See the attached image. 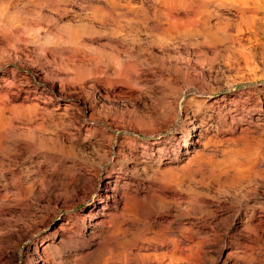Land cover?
<instances>
[{"label":"rangeland","instance_id":"374dc122","mask_svg":"<svg viewBox=\"0 0 264 264\" xmlns=\"http://www.w3.org/2000/svg\"><path fill=\"white\" fill-rule=\"evenodd\" d=\"M208 1L0 0V264H264V2Z\"/></svg>","mask_w":264,"mask_h":264},{"label":"bare ground","instance_id":"6f19581e","mask_svg":"<svg viewBox=\"0 0 264 264\" xmlns=\"http://www.w3.org/2000/svg\"><path fill=\"white\" fill-rule=\"evenodd\" d=\"M106 1H107V0H106ZM109 1H110V0H109ZM111 1H112V0H111ZM159 1H160V0H159ZM169 1H170V0H168V3L166 2L167 4H164V5L166 6V5H168L169 3H171V2H169ZM200 1H202L201 4H203V5L200 4V6H201L200 9L203 7V12H204V9H205V7H204V3H206L208 0H207L206 2H203V0H200ZM211 1H212V0H211ZM221 1H222V0H221ZM237 1H239V0H237ZM249 1H250V0H249ZM249 1L246 0L245 2H249ZM252 1H254V0H252ZM257 1H258V0H257ZM259 1H260V3H261L262 0H259ZM208 2H209V1H208ZM214 2H215L214 5L216 6V4H217L216 2H218V1H217V0L215 1V0H214ZM219 2H220V1H219ZM223 2H224V1H223ZM223 2H222V3H223ZM233 2H234V0H233ZM242 2L244 3L243 0H242ZM250 2H251V1H250ZM250 2H249V3H250ZM255 2H256V1H254V3H255ZM262 2H264V0H263ZM257 3H258V2H257ZM87 4H88V3H87ZM171 4H172V3H171ZM171 4H169L170 9H171V7H172ZM175 4H176V3H175ZM177 4H178V3H177ZM177 4H176V5H177ZM193 4H194V3H193ZM235 4H236V3H235ZM251 4L253 5V3H251ZM81 5H82V4H81ZM164 5H163V6H164ZM173 5H174V4H173ZM206 5H207V4H206ZM244 5H245V3H244ZM249 5H250V4H249ZM262 5H263V4H262ZM6 6H7V5H6ZM90 6H92V4H91ZM119 6H120V5H119ZM169 6H168V8H169ZM174 6H175V5H174ZM177 6H178V5H177ZM240 6H241V5H240ZM255 6H256V5H255ZM259 6H260V4H259ZM55 7H56V6H55ZM94 7L96 8V6H94ZM94 7H93V8H94ZM97 7H98V6H97ZM138 7H139V6H138ZM178 7H179V6H178ZM178 7H176V8H178ZM192 7H193V6H192ZM250 7H251V6H250ZM252 7H254V6H252ZM257 7H258V6H257ZM257 7H256V8H257ZM125 8H126V7H125ZM156 8H157V7H156ZM173 8H175V7H173ZM176 8H175V9H176ZM243 8H245V7H243ZM247 8H248V6L246 7V9H247ZM67 9H68V8H67ZM102 9H103V8H102ZM162 9H163V8H162ZM166 9H167V8H166ZM195 9H197V7L194 8L193 11H195ZM206 9H208V8H206ZM240 9H241V7H240ZM249 9H250V8H249ZM3 10H6V9H3ZM32 10H33V9H32ZM93 10H95V9H93ZM122 10H123V9H122ZM129 10H130V9H129ZM160 10H161V8H160ZM168 10H169V9H168ZM190 10H191V9H190ZM197 10H198V9H197ZM197 10H196V12L198 13L199 11H197ZM208 10H209V9H208ZM237 10H238V9H237ZM253 10H254V9H253ZM253 10H251V11H253ZM96 11H98V10L96 9ZM158 11H159V10H158ZM201 11H202V9H201ZM211 11H212V10H211ZM244 11H245V10H244ZM246 11H247V10H246ZM251 11H250V12H251ZM258 11H260V10H258ZM5 12H6V11H5ZM5 12H3L2 9H1V10H0V17H1V15L3 16V14H4ZM15 12H16V11H15ZM15 12H13V13H15ZM91 12H93V11H91ZM103 12H105L104 14H106V12H108V11L105 10V11H103ZM156 12H157V11H156ZM160 12H161V11H160ZM160 12H159V13H160ZM164 12H166V10H164ZM208 12H209V11H208ZM247 12H248V13H247ZM247 12H246V13H247V15H248V14H249V10H248ZM108 13H109V12H108ZM161 13H162V12H161ZM167 13H168V12L164 13V15L167 14ZM193 13H194V12H193ZM197 13H196V14H197ZM206 13H207V11H206ZM241 13H242V12H241ZM243 13H244V12H243ZM261 13H262V11H261ZM5 14H6V13H5ZM19 14H20V13H19ZM87 14H88V13H87ZM93 14H95V12H94ZM99 14H100V13H99ZM99 14H98V13H97V15L95 14L96 17L93 15V16L95 17V18H93V19H98V16L101 15V14H100V15H99ZM109 14H110V13H109ZM109 14H106V15L109 16ZM121 14H122V13H121ZM162 14H163V13H162ZM170 14H172V13H170ZM196 14H194V15L191 14V15H192L191 17H193V16L196 17V16H197ZM200 14L202 15V12H200L199 15H198V16H199V20L201 19V21H202V20H204V19H203V18H200V16H201ZM207 14H209V13H207ZM252 14H253V13H252ZM256 14H257V12H256ZM256 14H255V15L253 14V15L256 16ZM102 15H103V14H102ZM102 15H101V16H102ZM168 15H169V13H168ZM189 15H190V14H189ZM211 15H212V14H211ZM225 15H226V14H225ZM242 15H243V14H242ZM249 15H250V14H249ZM249 15H248V16H249ZM253 15H252V17H253ZM84 16H85V15H84ZM88 16H89V15H88ZM91 16H92V15H91ZM108 16H107V18H108ZM159 16H160V15H159ZM165 16H167V15H165ZM207 16H208V15H206V16H204V17H207ZM259 16H260V15H259V13H258V15H257L256 17L259 18ZM262 16H263V14H262ZM262 16H261V17H262ZM104 17H106V16L104 15ZM110 17H111V16H110ZM144 17H145V16H144ZM152 17H153V16H152ZM157 17H158V16H157ZM173 17H175V16H173ZM183 17H184V16H183ZM194 17L192 18V20L195 21V19H196L197 17H196L195 19H194ZM242 17H243V16H242ZM263 17H264V16H263ZM263 17H262V19H260V21H261V20H264ZM1 18H2V17H1ZM162 18H163V17H162ZM165 18H166V17H165ZM165 18H164V19H165ZM169 18H170V17H169ZM171 18H172V17H171ZM171 18H170V20H171ZM176 18H177V16H176ZM178 18H179V17H178ZM178 18H177V19H178ZM185 18H186V17H185ZM226 18H227V17H226ZM253 18L256 20L255 17H253ZM150 19H151V18H150ZM174 19H175V18H173V20H174ZM177 19H176V20H177ZM188 19L190 20L189 16H188ZM243 19H246V17H244ZM248 19H250V18H248ZM254 19H253V20H250V21H253V22H255V23L260 22V21H258V20H257V22H256V21H254ZM110 20H111V19H110ZM179 20H180V19H178V21H179ZM183 20H184V18H183ZM228 20H229V19H228ZM4 21H5V20H4ZM103 21H105V20L103 19ZM113 21H115V19H113ZM116 21H117V20H116ZM201 21H200V22H201ZM205 21H206V20H205ZM246 21H247V20H246ZM81 22H82V21H81ZM108 22H109V21H108ZM108 22L105 21V23H106L107 25H112V24H110V23L108 24ZM155 22H156V21H155ZM171 22L173 23V21H171ZM184 22H185V21H184ZM186 22H188V21H186ZM191 22H192V21H191ZM191 22H189V23H191ZM195 22H197V21H195ZM195 22H194V23H195ZM198 22H199V21H198ZM206 22H207V21H206ZM206 22H205V23H206ZM208 22H209V21H208ZM247 22H248V21H247ZM247 22H246V23H247ZM263 22H264V21H263ZM1 23H2V21H1ZM10 23H11V22H10ZM15 23H16V22H15ZM101 23H102V21L100 22V25H99V26H101ZM103 23H104V22H103ZM105 23H104V24H105ZM112 23H113V22H112ZM114 23H115V22H114ZM146 23H147V22H146ZM146 23H145V24H146ZM158 23H159V22H158ZM165 23H166V22H165ZM165 23H164V25L162 24V27L164 26L165 28H167L166 25H165ZM201 23H202V22H201ZM201 23H200V24H201ZM222 23H224V21L221 22L220 24L222 25ZM260 23H262V22H260ZM74 24H75V23H74ZM116 24H117V23H116ZM159 24L161 25V21H160ZM191 24L193 25V23H191ZM198 24H199V23H197V26H200V25H198ZM206 24H207V26H205V27H206V30H208V29H207V27L209 28L208 23H206ZM247 24H248V23H247ZM251 24H252V23H251ZM4 25H5V26H3V25H1V26L6 28L7 25H8V24H7V21L4 23ZM12 25H13V24H12ZM82 25H83V24H82ZM84 25L87 26V24H84ZM107 25H106V26H107ZM134 25H135V24H134ZM192 25H191L190 28H192ZM209 25H210V24H209ZM212 25H213V24H212ZM260 25H262V24H260ZM260 25H259V26H260ZM263 25H264V23H263ZM73 26H74V25H73ZM86 26H85V27H86ZM89 26H90V25H89ZM102 26H103V25H102ZM114 26L119 27V25H115V24H114ZM187 26H188V25H187ZM214 26H215V25H214ZM214 26H213V28H214ZM254 26H255V25H254ZM8 27H9V26H8ZM23 27H24V26H23ZM69 27H70V25H69ZM71 27H72V25H71ZM78 27H79V26H78ZM85 27L82 26L81 28L84 29ZM164 27H163V28H164ZM188 27H189V26H188ZM188 27H187V28H188ZM193 27H194V28H193V30H194L195 27H196V25H194ZM202 27H203V26H202ZM216 27H218V26H216ZM241 27H242V26H241ZM262 27H263V26H262ZM86 28H89V27H86ZM210 28H212V27H210ZM213 28H212V29H213ZM257 28H259V27H258V24H257ZM263 28H264V27H263ZM26 29H27V28H26ZM70 29H71V28H70ZM79 29H80V27H79ZM83 29H81V30H83ZM116 29H118V28H116ZM116 29H115V30H116ZM136 29H137V28H136ZM176 29H177V28H176ZM204 29H205V28H204ZM218 29H219V27H218ZM260 29H261V27H260ZM1 30H4V29L1 28ZM1 30H0V31H1ZM64 30L66 31L67 28L64 29ZM112 30L114 31V29H112ZM163 30H165V29H163ZM219 30H222V31H223L222 28H220ZM4 31H5V30H4ZM109 31H110V30H109ZM177 31H178V30H177ZM194 31L196 32L197 30L195 29ZM214 31H217V29H215ZM214 31H211V32L214 33L216 36H218L219 33H220V35H221V32H222V31H220V32H218V33H217V32L215 33ZM66 32H67V31H66ZM134 32H135V31H134ZM166 32H167V31H166ZM178 32H179V31H178ZM195 32H193V33L195 34ZM201 32H202V31H201ZM224 32H225V31H224ZM63 33H64V32H63ZM68 33H69V32H68ZM176 33H177V32H176ZM181 33H182V32H181ZM185 33H186V34H187V33L189 34V32H185ZM193 33H192V34H193ZM0 34H2V33H0ZM156 34H157V33H156ZM201 34H202V33H201ZM209 34H210V33H209ZM227 34H228V33H227ZM227 34H226V35H227ZM4 35H5V32H4ZM7 35H8V34H7ZM59 35H60V34H59ZM59 35H58V36H59ZM61 35H62V34H61ZM63 35H64V34H63ZM63 35H62V36H59V37H57V36L55 35V36L57 37V38H55V39H57V40H53V41H52V39H50V40H49V39H46L45 41L49 40V41L54 42V44H58V43H60L61 41H65V40H66V39L63 37ZM65 35H66V34H65ZM67 35H68V34H67ZM69 35H70V34H69ZM69 35H68V36H69ZM72 35L74 36V34H72ZM75 35H76V34H75ZM168 35H169V34H168ZM174 35H175V34H174ZM179 35H180V34H179ZM189 35H190V34H189ZM204 35H205V33H204ZM210 35H211V34H210ZM73 36H71V38H72ZM156 36H157V35H156ZM165 36H167V35L165 34L164 37H162L161 39H162L163 41L165 40L164 42H165V44H166L167 40H166ZM216 36H215V37H216ZM223 36H224V35H223ZM66 37H67V36H66ZM74 37H75V36H74ZM74 37H73V38H74ZM208 37H209V36H208ZM208 37H206V38H208ZM221 37H222V36H221ZM225 37H226V36H225ZM231 37H232V35H231ZM255 37H256V36H255ZM0 38H1V37H0ZM69 38H70V36H69ZM69 38H68L67 40H69ZM77 38H78V37H77ZM79 38H80V37H79ZM129 38H130V37H129ZM132 38H133V37H132ZM146 38H147V37H146ZM156 38H157V37H156ZM172 38H173V37H172ZM174 38H175V37H174ZM185 38H186V37H185ZM188 38H189V37H188ZM209 38H210V37H209ZM216 38H217V37H216ZM17 39H18V38H17ZM17 39H16V40H17ZM20 39H21V38H20ZM20 39H18L17 42H19ZM161 39H160V40H161ZM222 39H223V38H222ZM225 39H226V38H225ZM227 39H228V37H227ZM1 40H2V39H1ZM14 40H15V39H14ZM67 40H66V41H67ZM73 40H74V39H73ZM152 40H153V39H152ZM202 40H203V39H202ZM9 41H10V39H9ZM22 41H23V40H22ZM69 41H70V40H69ZM71 41H72V40H71ZM78 41H79V40H78ZM157 41H158V39H157ZM163 41H162V42H163ZM170 41L172 42V40H170ZM209 41H210V40H209ZM74 42H76V41H74ZM104 42H105V41H104ZM132 42H133V41H132ZM229 42H230V41H229ZM262 42H263V41H262ZM262 42H261V43H262ZM12 43H13V46H15L16 41H13ZM20 43H22V42H20ZM28 43H29V42H28ZM67 43H69V42H67ZM67 43H66V44H67ZM72 43H73V42H72ZM72 43H71V44H72ZM76 43H77V42H76ZM79 43H80V41H79ZM81 43H82V42H81ZM81 43H80V44H81ZM126 43H128V42H126ZM151 43H152V42H151ZM159 43H160V42H159ZM159 43H158V44H159ZM168 43H170V42L168 41ZM181 43H182V42H181ZM232 43H233V42H232ZM8 44H9V43H8ZM52 44H53V43H52ZM63 44H64V43H63ZM69 44H70V43H69ZM73 44H74V43H73ZM77 44H78V43H77ZM105 44H108V45H109L110 43H104V44H102V45H101V48H100V45H99L98 48H99V49H102V50H100V53H102V51H103V49H104V48H102V47H106ZM11 45H12V44H11ZM16 45H17V44H16ZM18 45H19V44H18ZM34 45H35V44H34ZM58 45H59V44H58ZM78 45H79V44H78ZM108 45H107V46H108ZM155 45H156V44H155ZM192 45H193V44H192ZM198 45H199V44H198ZM60 46H62L61 43H60ZM66 46H67V45H66ZM81 46L83 47L84 45H81ZM81 46H80V47H81ZM88 46H89V45H88ZM109 46L111 47L112 45L110 44ZM109 46H108V47H109ZM113 46H114V44H113ZM120 46H121V45H120ZM263 46H264V45H263ZM15 47H16V46H15ZM15 47H14V49H17L18 46H17L16 48H15ZM26 47H27V46H26ZM75 47L77 48L76 45H75ZM19 48H20L21 50H24V49H25V45H24V44H21V45H19ZM40 48H41V47H40ZM42 48H43V47H42ZM76 48H75V49H76ZM78 48H79V47H78ZM78 48H77V49H78ZM91 48H92V47H91ZM98 48H97V46L95 47L96 50H97ZM106 48H107V47H106ZM112 48H113V47H112ZM112 48H111V49L109 48V49L112 50ZM115 48H116V47H115ZM129 48H130V46H129ZM225 48H226V47H225ZM8 49H9V47H8ZM43 49H44V48H43ZM107 49H108V48H107ZM107 49H106L105 51H107ZM109 49H108V50H109ZM126 49H127V48H126ZM11 50H12V49H11ZM18 50H19V49H18ZM38 50H39V49H38ZM12 51H13V50H12ZM16 51H17V50H16ZM19 51H20V50H19ZM24 51H25V50H24ZM26 51H27V50H26ZM26 51H25V52H26ZM33 51H34V49H33ZM44 51H45V50H44ZM44 51H43V52H44ZM105 51H103L102 54H105V53H104ZM31 52H32V51H31ZM94 52H95V50H94ZM111 52H112V51H111ZM19 53H20V52H19ZM27 53H28V52H26V54H27ZM29 53H30V52H29ZM34 53H35V52H34ZM108 53H110V52H108ZM112 53H114V52H112ZM112 53H111V55H112ZM148 53H149V52H148ZM253 53H254V52H253ZM8 54H9V53H8ZM21 54H22V53H21ZM45 54H46V53H45ZM114 54H116V53H114ZM118 54H119V53H118ZM120 54H121V53H120ZM192 55H193V54H192ZM203 55H204V54H203ZM9 56H10V55H9ZM9 56H8V57H9ZM27 56H28V54L26 55V57H27ZM41 56H42V55H41ZM46 56H47V55H46ZM98 56H99V54H98ZM105 56H106V55H102L103 58H104ZM128 56H129V55H128ZM18 57H20V56L18 55ZM21 57H22V56H21ZM29 57H30V56H29ZM67 57H68V56H67ZM67 57H66V58H67ZM69 57H70V56H69ZM75 57H76V56H75ZM75 57H74V58H75ZM15 58H16V57H15ZM96 58H97V57H96ZM98 58H101V57H98ZM106 58L108 59V54H107ZM106 58H105V59H106ZM112 58H113V57H112ZM114 58H115V56H114ZM118 58H119V57H118ZM127 58H128V57H127ZM75 59H76V58H75ZM124 59H125V58H124ZM38 60H39V59H38ZM97 60H98V59H97ZM99 60H100V59H99ZM102 60H103V59H102ZM102 60H101V61H102ZM108 60H109V59H108ZM110 60H111V58H110ZM110 60H109V61H110ZM112 60H115V59H112ZM116 60H118V59L116 58ZM140 60H141V59H140ZM15 61H16V60H15ZM20 61H21V59H20ZM52 61H53V60H52ZM73 61H74V60H73ZM103 61H104V60H103ZM17 62H18V61H17ZM71 62H72V61H71ZM99 62H100V61H99ZM104 62H107V61H104ZM110 62H111V61H110ZM114 62H116V61H114ZM134 62H135V61H134ZM228 62H229V61H228ZM21 63H22V62H21ZM81 63H82V62H81ZM97 63H98V61H97ZM129 63H130V62H129ZM95 64H96V63H95ZM117 64H118V63H117ZM136 64H137V63H136ZM142 64H143V63H142ZM152 64H153V63H152ZM109 65H110V64H109ZM106 66L108 67L107 64H106ZM115 66H117V65H115ZM123 66H124V65H123ZM231 66H232V65H231ZM93 67H94V66H93ZM99 67H100V66H99ZM99 67H98V69H99ZM96 68H97V67H96ZM135 68H136V67H135ZM106 69H107V68H106ZM118 69H121V67H119ZM101 70H102V69H101ZM116 70H117V69H116ZM154 70H155V69H154ZM13 71H14V70H13ZM121 71H122V70H121ZM75 72H76V71H75ZM90 72H91V71H90ZM138 72H139V71H138ZM11 73H12V72H11ZM125 73H126V72H125ZM128 73H129V72H128ZM39 74H40V73L37 72L36 70H34V72H32V73L24 74V75H23V79H24V80L20 79L19 83H15L16 81H12V80H10L8 77L5 76V77H2V82H3L2 84H4L6 87H7V86H8V87H9V86H10V87H11V86H16V87H20V86H22V87H23V86H25L26 84L30 83V81L35 80V79L37 78V76H39ZM95 74H96V73H95ZM95 74H94V75H95ZM115 74H116V73H115ZM14 75H15V74H14ZM135 75H136V74H135ZM55 76H56V75H55ZM63 80H64V79H63ZM23 81H24V82H23ZM34 83H35V82H34ZM60 83H61V82H60ZM34 85H35V84H34ZM8 87H7V88H8ZM18 90H19V88H18ZM33 90H34V89H33ZM20 91H21V90H20ZM0 93H1V92H0ZM3 94H4V93H3ZM18 95H19V94H18ZM25 96H27V95H25ZM28 96H29V94H28ZM35 96H36V95H35ZM35 96H34V97H35ZM25 98H26V97H25ZM32 99H33V98H32ZM232 102H233V101H232ZM226 103H227V102H226ZM33 104H34V102H33ZM36 106H37V105H36ZM180 107H181V106H180ZM185 109H186V108H185ZM260 114H261V113H260ZM263 115H264V114H263ZM189 116H190V115H189ZM211 116H212V115H211ZM36 117H37V116H36ZM232 117H233V116H232ZM235 117H236V116H235ZM195 118H196V117H195ZM230 119H231V118H230ZM200 120H201V119H200ZM209 120H210V119H209ZM32 122H33V121H32ZM261 122H264V121H261ZM198 123H199V122H198ZM199 124H200V123H199ZM10 125H11V124H10ZM12 128H13V127H12ZM243 130H244V129H243ZM241 131H242V130H241ZM245 131H246V130H245ZM16 133H17V132H16ZM241 133H242V132H241ZM244 133H245V132H244ZM245 134H246V133H245ZM240 135H241V134H240ZM238 137H239V136H238ZM236 139H237V138H236ZM242 139H243V138H242ZM181 140H182V139H181ZM156 141H157V140H156ZM185 142H187V141H185ZM156 147H157V146H156ZM193 147H194V146H193ZM193 147H192V148H193ZM157 148H158V147H157ZM165 148H166V145H163V146L161 147V149H160L161 151H159V152L162 153V152L164 151ZM146 152H147V151H146ZM196 152H197V151H196ZM193 153H194V152H193ZM198 153H199V152H198ZM186 156H187V155H186ZM192 156H193V155H192ZM146 157H147V156H146ZM161 157H162V155L159 154V156H157V158H159V159H157V160L160 161V160H161ZM187 158H188V157H187ZM222 158H223V157H222ZM172 159H173V161H177V160L179 159V154H177V155H176L175 157H173ZM193 159H194V157H193V158L189 157V158H188V163H187V164H191V163L193 162V161H192ZM155 162H156V161H155ZM238 163H239V162H238ZM230 164H231V163H230ZM233 165H234V164H233ZM236 165H237V164H236ZM168 166H169V165H168ZM195 166H196V165H195ZM188 167H189V166H188ZM188 167H187V168H188ZM234 167H235V166H234ZM237 167H238V166H237ZM183 168H185V167H183ZM189 168H190V167H189ZM189 168H188V169H189ZM190 169H191V168H190ZM144 170H145V168H144ZM193 170H194V169H193ZM163 171H164V172L162 173V174H163L162 177L165 178V179H166V178L168 179L169 177H171V174H172V172H173V171H172V167H167V168H166L165 170H163ZM174 171H176V170H174ZM184 171H185V170H184ZM190 171H191V170H190ZM157 172H158V171H157ZM182 172H183V171H182ZM151 174H152V173H151ZM160 177H161V173H160ZM165 179H164V180H165ZM153 180H154V179H153ZM157 180H158V179H157ZM169 180H170V178H169ZM171 180H172V179H171ZM195 181H196V180H195ZM205 181H206V180H205ZM111 183H112V182L110 181L109 184H108V186L105 187V189H104V191H105L104 194H107L106 197L109 196L108 192H110V191H111V192L113 191V193L115 192V191L113 190V188L111 187ZM113 183H114V182H113ZM114 186H115V185H114ZM114 189H115V188H114ZM193 190H194V189H193ZM116 191H117V190H116ZM197 191H198V190H197ZM116 194H117V193H116ZM116 194H115V197H116ZM158 194H159V193H158ZM200 194H201V193H200ZM159 195H160V194H159ZM164 195H165V194H164ZM164 195H163V196H164ZM163 196H162V199H163ZM157 197L161 198V196H157ZM165 197H166V196H164V198H165ZM113 198H114V197H113ZM116 198H117V197H116ZM162 199H161V200H162ZM195 199H196V198H195ZM112 200H113V199H112ZM120 200H121V199H120ZM115 201H116V200H115ZM116 202H117V201H116ZM114 204H115V203H114ZM108 245H109V244H108ZM116 245H117V244H116ZM116 245H114V246H116ZM120 246H122V244H121ZM124 246H125V245H124ZM108 248H109V246H108ZM121 248H123V247H121ZM111 249H112V250L114 249V251H115V248H112V247H111ZM116 249H119V248L116 247ZM122 250H123V249H122ZM124 250H125V249H124ZM118 251H119V250H118ZM118 251H116V252H118ZM127 251H128V250H127ZM119 253H120V252H119ZM119 253H118V254H119ZM137 253H139V252H137ZM154 253H155V252H154ZM168 253H169V252H168ZM123 254H124V253H123ZM159 254H160V253H159ZM157 255H158V254H157ZM163 255H164V254H163ZM166 255H167V254H166ZM170 255H171V254H170ZM170 255H169V256H170ZM119 256H120V255H119ZM122 256H123V255H122ZM122 256H121V257H122ZM129 256H130V255H129ZM164 256H165V255H164ZM169 256H168V257H169ZM121 257H120V258L117 257V258H118V261H119V260H121V261H122V260H123V261L125 260V259H122ZM124 257H125V256H124ZM124 257H123V258H124ZM136 257H137V256H136ZM139 257H140V256H139ZM148 257H149V256H148ZM126 258H127V257H126ZM140 258H141V257H140ZM159 259H160V258H159ZM127 260H128V259H127ZM169 260H170V259H169ZM161 261H162V260H161ZM119 262H120V261H119ZM161 263H162V262H161ZM169 264H170V263H169Z\"/></svg>","mask_w":264,"mask_h":264}]
</instances>
